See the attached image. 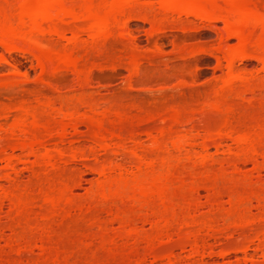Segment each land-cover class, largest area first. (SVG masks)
<instances>
[{"label": "rangeland", "instance_id": "374dc122", "mask_svg": "<svg viewBox=\"0 0 264 264\" xmlns=\"http://www.w3.org/2000/svg\"><path fill=\"white\" fill-rule=\"evenodd\" d=\"M20 1L23 0H0V10L13 9ZM64 1L70 2L72 0H64ZM145 1L152 5L153 7L152 12H156L155 14L154 13L152 14L155 15L154 16L155 18L159 14V11L157 14L159 0H145ZM261 1L264 0H260V2ZM141 2L143 3V1ZM140 3L137 5L138 7H136L131 11L132 12L131 15H133L132 16L133 18L128 23L129 33L127 32L128 35H125L124 38L125 40L123 38L120 40L119 38L117 41L115 39H113L114 41H111L112 40L111 39L108 41L109 43L106 42V45L104 44L100 46L101 48L99 49L96 47L97 48L96 49L94 47L88 46L89 45L88 43H85L86 41H88L87 35L85 36V33H81V35H79L80 36L79 41L76 42V48H74V50L72 51L71 48L73 45L72 43H69L70 42L69 39L71 37L69 31L65 32L64 35L65 37H62L65 39H59L60 37L58 38L56 35L53 36L51 35L48 37L46 36V38L44 37L42 39V41L45 44H48L50 47L52 46L53 49L55 48L54 50L61 51L63 49L67 50L68 48H70L69 50H71L74 55L79 56L78 57L79 59L76 61L75 70L74 69L72 70V68H61V70H59L58 72H50V71L43 72L42 70H40L36 61L29 55L13 53L11 57H1L2 55L4 56L6 53L3 52L4 50L0 47V109L4 107V105L10 104V102L13 101L17 102L18 99L24 102L27 101L26 103H29L28 105L31 107L33 104H36L35 103L36 101L34 100L37 97V94L38 96L40 94L39 98L44 99L43 101H45L46 97L51 99L54 98V100L56 99L55 100L56 103H53V105H55L56 107L54 108L58 110L61 108L62 112L64 113L65 109L62 105L65 104L66 110L70 111L68 109L71 108H67V106H69L68 103H70V101L77 103L76 101L81 100L80 96H82V98L84 97L82 100H86V102H84L83 104L87 103L88 102L87 100L89 99H90L89 102H92L90 103V105L93 108L91 109L94 111V114L93 112L89 113V111L88 114L94 115L92 116L94 118L101 117L99 116V114H101V112L99 113V111L101 108L104 107H108V108L113 107L114 110L116 109L114 107H117L118 111L122 110L125 116L122 117V115L118 114L119 113L118 112L117 114L121 115L120 116L121 120L119 121L117 120L118 123L113 122V119H116V116L114 115V118H112L113 116H110L112 115L111 114L112 111H110L109 114L110 122H107L106 128L107 129L112 128L115 130L120 128L119 132L123 133L124 135L126 133L128 134V132L129 134L131 133L132 135L134 131L133 134L135 135L136 133L135 136H137L136 138H138L139 141L138 144L142 145V147L141 145L139 146V148L140 147L142 148V149L140 148L142 151L148 148L146 147V144L151 143V141L149 142L148 137L151 138V136H154L152 135L155 133L154 130L164 125L163 124L164 120L168 118V113L170 112V109L173 110L174 107H176V109L177 107L178 108L182 107L181 109L185 108L186 110L185 109L184 110L186 112L188 111L187 112L188 114L186 113L187 115L186 117H190L191 119L189 118L188 122L185 123L186 125L184 123L180 125H176L175 129L179 130L180 132L176 130L179 133L183 132L185 130V128L183 127H186V129H188L187 126L189 124V121L191 120L192 122L190 123H192L193 126L192 134L194 133L195 136L197 135L196 140L194 139L196 143L194 142L195 146L193 148L195 151H197L198 147L196 144L198 142L199 143L201 142L200 137L203 136L202 134H205L204 132L206 131L204 127H208V128L214 127L217 124L219 126V123L223 121L221 120L222 119L221 117L223 116L222 114L220 115V113L217 114L216 112H214L216 113L214 114L213 111L211 110L209 112L207 110V107H206L207 111L206 110L204 112L203 111L198 112V111L200 110L199 108L205 107L206 103H208L209 101L212 102L214 100L215 98L214 90H216V87H218L221 84L222 77L223 78L226 77V73L224 72L226 70L225 65H227V63L226 60H224L225 58H223L226 57L224 56L226 55L225 51L226 50H227L226 52H228L229 50L234 51L237 41L235 40V38L232 37L231 38L228 37L226 40L225 38L226 35L225 32L223 31V24L217 20L207 22V21L194 19V17L191 16H184V15H180V16L171 15L172 17L166 15L168 17H166L165 19H161L162 20L161 21L159 19L160 18L159 16L161 14H159L158 16L159 18L157 19V22L159 27L163 29L162 30L163 32L160 31L161 33L160 32L155 33V24H152L151 22L152 20L151 18L153 16L151 17V12L150 11L148 12L149 4L147 3V5H144V7L146 8L145 10H147L148 8V10L145 11L143 9L144 7L142 3L141 5ZM261 3L263 4V2ZM263 6H260V4L258 5V7H260V10H262ZM262 11L264 12V10ZM149 16L151 18H148ZM152 21L155 22V20ZM149 22L152 24V27ZM132 40L134 42V45L132 44L133 43ZM156 46L159 49V51L158 49L155 50ZM73 47H75V45ZM249 51H247V53ZM130 52L132 54L136 52L134 54V56L136 55V58L137 56H139L138 60L135 57H133L135 58L136 61L140 60L139 62H137L139 64L138 66L140 70L138 75H135L132 72L129 73L128 70L131 71V69H127L128 68L127 65L124 68L125 64L123 63L124 62L126 63L127 62L126 60L129 59L128 57H130L131 54L129 56L128 54ZM255 52H250V53L252 55H255ZM248 55H249L248 58H244V60L241 59V61L236 60L237 57L234 58L235 59L233 60L234 69H236L235 70L236 72L242 73V75L244 74V76L246 75L247 78L250 77L252 83L254 82L258 84L260 82L262 83L260 79L262 78L263 80L264 78V61L261 59V57H259L258 59L260 60L258 62V60L250 58L249 53ZM3 58L6 59L7 61L6 63L2 61ZM130 59L134 60L132 59V57ZM13 67L17 68V70L19 71L18 75L11 74L13 72L12 71ZM89 70L90 72H88ZM242 75L240 76V79H242L241 78ZM240 79H237L236 82L238 86H242L243 83V82L241 83V81L243 80L240 81ZM257 79H259L260 82ZM238 80L240 82H238ZM246 80H245V84L247 85L249 83L248 82L249 79L248 81ZM237 84H235V86ZM262 84H260L261 85L260 88H262V89L259 88L260 90L258 88L253 89L251 87L250 90L252 89V92L250 93H247L246 90H244L245 86L244 87L242 86L243 87L242 90H241L242 87L241 88L238 87L240 88L238 90L246 92V93L242 92V96L239 95L240 92L237 94L235 93V95H239L240 97L239 96L232 97L230 94L229 95L231 97L227 96V98L229 99L227 100V102L229 103V101H231L232 102L231 105H234L236 107V108L233 107L236 110L234 113L232 112L233 118L231 119L228 118V119L230 120L236 119L238 121V127L239 126L243 127V130L245 126H247V128L249 129L251 125L254 126V124L256 123L261 125L264 124V86ZM178 86L181 87L179 88ZM232 86H234V84H232ZM232 88L235 89L236 87H232ZM40 90L42 91L41 92L42 95L40 93ZM72 98L73 100H71ZM58 100L59 102H57ZM62 101H64V103ZM41 102L42 101H40V103ZM88 103L84 105V107H86ZM83 104H79V105H83ZM37 105H40L39 102L38 104H36V106ZM74 105L76 106V104ZM135 106L138 108L136 109ZM84 107L80 106L78 108L76 107V109L79 110V113L80 112L84 113V111L86 113L87 112L86 108L88 106L86 108ZM139 107H141L140 110H138ZM81 108H84V110ZM91 109H89L90 112L92 111ZM137 110L140 113H137ZM141 110H144L146 112V113L144 112L145 117H144V113L141 114L142 113ZM152 110L155 111L156 114H158L159 116L157 115L151 121L145 120L149 112L155 114ZM233 110L234 109H232V111ZM14 112L12 113L7 112L6 113L7 115L3 117V120L2 117L0 118V128H1L0 139H2L4 135L5 136L7 135L6 140L5 139L2 140L7 141L8 143H10L12 139H13V143H16L17 138L20 135L19 136L17 135L16 137L14 133L16 134L21 133V132H17L16 130H15L16 132L13 131L12 133V131L8 129V127L12 125L13 118L16 114V112L15 114H13ZM59 114L60 113H57V115ZM113 114H116V112ZM170 114L171 113H169V115ZM232 114L230 113L228 117L231 116ZM42 115L44 114L42 113ZM57 115H54V118L52 119H50V117L48 118L49 115H46V117L50 120L51 123H53V121L55 122L57 118L61 117ZM63 115H65V113ZM52 116L53 115H51V117ZM46 117L44 116L43 118ZM141 118H143V120L147 122H144ZM47 120L44 119L43 121H47ZM107 120L108 119H106V121ZM7 122L9 123L7 124ZM56 123H58V121ZM242 123L244 126L242 125ZM84 124H79L76 132L72 131L70 127H66L64 133L65 136L64 135L62 136L64 138L59 139L58 137L57 139V137L54 136L58 140L56 141V143L55 141L53 142L52 140L53 137H51L52 141L50 140V138H48L49 135L51 136V134L48 133L49 135L48 134L46 135L45 133L44 142L47 141V143H44V145L46 144L44 148L46 150L49 149L52 150L53 148L55 149L56 147H58L61 148L65 153L64 156L62 155L57 158L58 160L56 159L55 163L57 165L59 164L57 166L58 169L54 167V169L50 171L49 169L51 167L46 168L44 166L45 169H47L44 170L43 165H39L38 168H36L37 166L36 167L33 166V163L35 161L33 156H28L29 158L26 157L27 158L26 159L17 150L11 152L9 151L15 156L21 155V160L17 161L19 163L16 162L17 163L16 171H18L17 172L18 175L16 176V180L14 179L13 181L14 183H13L12 182L13 179L8 181L3 180L4 175H2V173L5 174L8 173V171L4 167L5 164L2 157H0V190L5 188L10 189L11 185L17 183L18 185L19 184L21 185V186L17 185L18 187H23L25 189L27 188V190H25L27 191L26 193L31 192L29 196L27 195L29 201L28 202L29 209L27 212L28 215L26 213V215L23 216L25 217V220L23 218H20L21 220L19 221L21 224L17 226L13 225L14 227H16L14 229L19 232L20 229L23 230V227L24 228L27 227L26 229H24L25 232L24 234H27L28 232H33L34 236L32 235V233L31 235L34 238L36 237V235H39L40 233L42 234L43 231L44 232L46 231L48 232L47 234L49 235L50 240H43L44 242H42V245L46 246L47 248H50L51 250L56 248L58 251H60L58 252V255L56 254L57 258H54V256L53 257L50 256L51 258L47 262L45 261L44 262L45 264H250L249 258L251 256L254 257V260H256L258 264L259 263L261 264L264 261V254L261 256L260 253H257L258 251L255 252L254 250H252L253 249L252 245H251L252 247L250 246V248L246 252L240 251V248L246 245L249 239H251L255 234L254 232V230L256 229L255 226L252 227V229L250 226L248 229L247 224L252 225L253 222L256 224L255 221H258L256 220L257 217H259L261 215V212L264 210L262 208L264 207L263 206L264 200L262 202V199L259 198L263 196L262 193L264 194V192L260 190L261 189L260 187H258L259 184V186H263L264 188V170L258 171L257 169H255V165L253 163L250 164V162L242 164L240 166L239 172L235 171V169L233 170V167L229 163L227 164L226 162L230 158H232V156L233 157L235 156L233 154H236L237 152L235 150L238 151L239 148L235 144L233 145V143L230 140L228 139L224 140L222 145L218 149H215L214 147L209 148L208 155L211 158L213 157V159L210 160L211 162L210 161L209 162L212 164L207 162L206 164L203 165L204 168L200 167L202 165L199 159L187 160L185 158L186 159L185 160L184 153L181 154L178 153L181 156L180 157L176 152L172 151L173 153H171V156L169 157V159H171L172 157L174 158V159L172 158L174 161L172 159H171L172 161L169 160L171 162L170 169L172 168L171 169L172 174L170 175V170H169V173L166 176L168 180H166L165 183L166 184L165 186L167 187H165L166 190L164 191L165 194L163 195L164 199H162V197L161 198L153 197L151 200H149V202H147L148 204L147 207L149 208L147 209L146 206L145 208H142V206H139L140 204L134 202L131 198H129L130 195L128 194L130 193L125 194L124 196L126 197H123L121 199L117 198V200L115 199V201L112 199V202L106 201L103 203H101V201H99L97 198L92 196V193L90 192L92 191V189H96V184L98 183L97 181L101 179L97 174L98 172L97 173L95 172L97 164L99 167L100 166L99 164L102 163L106 158L109 160L108 158L109 156L114 164L115 162L118 163L119 160L120 162H122L123 159L119 156H114V155H113L114 157L111 156L112 153L109 151L106 152L109 155L106 154L104 155L103 150L100 149H98L100 150L98 152L100 153L102 151L103 152V153L101 152L102 154L101 153L99 154L97 152L98 154L97 155L95 153L96 151L93 153L90 152L89 146L90 145L92 146L93 143H91L92 141L89 140H91L92 138L91 136H89L90 132H88V127L86 128V126L88 125L85 126ZM234 125L236 126L237 124ZM53 126H55L56 128V125L54 123ZM145 126L146 128L149 127L150 130L145 129ZM190 126L191 124H189L188 127ZM180 127L181 129H179ZM258 127L257 128L253 127V129H258ZM140 128L143 129L140 130ZM152 128H154V130ZM217 128L215 127V130ZM51 129L53 131V128ZM58 129L59 128L57 127V130ZM203 129L205 131H202ZM253 129H251V131H253ZM135 130L138 132L142 131L143 133L141 132L142 134L141 133L138 134ZM146 130L147 131L149 130L148 132L151 133L150 134L151 136H149V133L144 135V132L145 133L147 132ZM52 131L49 132L52 133ZM53 135H55V133H53ZM72 135H74L75 137ZM128 135L126 137L129 138V136L131 135L129 136ZM19 138L21 139L22 137ZM72 138L75 140L77 138L78 139L76 142L75 140L73 142ZM128 140L126 139L124 142L125 145L128 144L127 147L131 146ZM54 143L56 144V147ZM144 145L146 148L144 147ZM82 147L84 149L83 150L84 155L87 154L85 156L86 158H84L83 156L82 157L79 156L78 158V154H76L74 159L73 157H70L71 158L70 159L69 158V156H71L70 153L69 155L68 153L66 154L67 150H68L67 152H70L72 151L71 149L74 150L79 148L82 149ZM44 148H42V150ZM64 148H66L65 149L66 151L64 150ZM261 148L263 149V147ZM215 150L218 152H216ZM232 152H236V153H232ZM103 156H105L106 158H103ZM115 157L117 159H115ZM219 158H221L225 162H223ZM235 158L236 156L233 159ZM125 161L126 160H124V162ZM257 161L259 163L262 161V159L257 158ZM124 162L122 163L124 164L125 169H127L126 170L127 174L133 173L134 172L133 170H135L133 166L134 164L129 162L127 165V163L125 162L126 163L125 164ZM208 163L210 164L209 165L210 167H208ZM218 163H220L221 166ZM30 167H34L39 173L38 174L36 173L35 175L34 173L30 172L29 171V169H31ZM230 167H232V169ZM202 168L206 170L204 171ZM252 168L256 170V172L258 171V173L252 171L253 170ZM48 170L50 172L47 173ZM241 175L243 176L242 179L240 178ZM245 175L246 178L248 179V182L245 178ZM252 175L254 177H251ZM11 177H13L12 174ZM17 180L19 183L17 182ZM65 182H67L68 185L70 184V187H72L73 185V188H71V191L69 190V192L71 196L70 198L72 199L71 202H73L72 204L75 205L73 206L67 205L66 208L62 206L64 211L62 210V212L60 211L56 213L57 215L53 214L54 216L53 218L51 217L50 219L49 216L48 218H45L47 219V221L42 222V220L45 219L42 220L39 219L40 217L42 218V215L40 216L38 214L44 213L46 215V212H48L47 211L48 207L51 210V206L46 204V202L43 200V197H41L42 193L49 192L51 191L50 188L59 187L58 185H62L63 183H64L63 186L65 184L67 185V183ZM211 182L213 184L210 185L214 186V189L217 191V193L220 194V196H215L216 193L214 195L215 190L213 188L212 190L214 191L211 192V194L210 191L212 190H206L207 187H204L205 189L203 187H202L203 189L200 188L201 187L200 184H202V186L204 184L209 185V183ZM255 184L257 186V191L256 188L253 189ZM191 185L194 187L195 190L197 188V187L195 188L196 185L200 187L198 191L190 190V188L192 189ZM62 188L59 187V189ZM248 188H249V192L256 191L257 195L260 192L261 195H258L256 197H258L261 201L256 199H252V200L250 199V202L248 201L249 204H247L244 207L243 206L239 207L241 204L240 205L238 204L239 205L238 208L233 207L231 200H234L235 198H237V196L241 197L242 193L244 195V192L249 193ZM45 189L47 190L46 192ZM56 190H58V188H56ZM204 190H206L207 192ZM258 190L260 191L258 192ZM92 192L94 194V190ZM212 194L214 195V197H218V200L215 199L212 196ZM252 194L255 193L252 192ZM207 196L208 199L209 198L211 199L212 196L215 199L216 204L212 202H208L210 200L207 199ZM253 198H255V196ZM96 199L98 203L96 202ZM197 200L198 202H194ZM234 206L237 207V205L235 204ZM151 208L154 210L152 211V213L156 212L155 213L156 217L154 214H153L154 216L152 214L150 215V211L152 210ZM190 208L193 210H188ZM12 210L13 209L11 208V205L7 201H4L0 209V225H1L0 251H2L0 252V257L3 260L1 264H35L36 260L42 259L41 258L42 254L40 253L39 249H37V247L39 248L41 245L39 240H37L38 236L35 239L32 238L33 241L32 239H30L29 243L33 249V253L28 255L26 258L23 257L21 259L22 260L21 263L18 262L17 256L12 254L10 251L8 253L7 243L11 239L13 233L12 230L14 231L13 228L10 229L12 227V226L10 227V225L13 224L11 223L12 221H10L12 220L11 219L12 214H14L11 213L13 212ZM186 210L187 212L189 211L190 214L186 213ZM114 211L117 214H119V212L121 211L125 213L127 216L121 212L123 215L121 217L125 218V220L126 217H129L131 219L130 222L132 224H129L127 222L129 225L125 224L126 225L125 226L123 225V222L120 220L122 222V225L124 226L123 227L121 223L118 222L119 218L118 220L116 218L118 215L116 214L117 216L116 215H115L116 217L114 216L113 214ZM241 212H243L244 218H242L243 216L239 215L241 216L240 218L250 223L244 222L242 220L241 221L239 220L240 222H237L239 219L238 214H240ZM171 213L175 214L174 215L175 221L173 222V226L170 227L171 230L169 229L168 234H166L167 232H165V234L162 233V235H158L159 237L156 236L154 234L155 231L153 229L155 228L154 224L156 225L161 224L162 222L159 221L161 216L163 214H166V216L168 217V214ZM193 214L195 215L194 217ZM187 215L188 217L192 215L194 219L193 220L190 219L191 217L188 218ZM38 216L40 217L38 218ZM113 216L115 218H113ZM129 218L127 219V221L129 220ZM162 218L164 217L162 216ZM207 218L214 219L213 222L215 223L213 224L215 226H213V228H217V230L215 229L216 232L215 231L211 232L212 230L207 231L208 229L206 228H205L206 230L205 229L198 230L199 235L198 234L197 235L199 237L198 236L197 237H198L199 246L197 251L195 249L193 251L192 250L193 248H191L190 243L188 242V240L191 239L188 232L189 231L196 232L198 227L200 228L199 222L201 224V221ZM251 220H253L252 223ZM21 221H23V223ZM234 221L235 224L236 222L240 223L237 224V226L242 225V223H245L246 225H244L243 227L241 226L240 228L246 227V229H240L237 226L234 227L235 226ZM184 222L187 225L186 224L184 225ZM260 225L261 222L258 223L259 227ZM101 227H103V231H104L102 234H100ZM261 228L262 227H260V229ZM27 230H31V231H27ZM183 231L189 235V237L187 236L189 238V239L187 238L188 240H185L184 237L185 233L181 234V232ZM46 232L44 234H46ZM146 237H149L147 238L149 240L145 239ZM151 238L154 240H152ZM149 241H151V243ZM146 242L147 243L149 242L148 247H147L148 244ZM161 254L163 255L160 257L157 256ZM154 256H157L159 259ZM41 263L43 264V262Z\"/></svg>", "mask_w": 264, "mask_h": 264}, {"label": "bare ground", "instance_id": "6f19581e", "mask_svg": "<svg viewBox=\"0 0 264 264\" xmlns=\"http://www.w3.org/2000/svg\"><path fill=\"white\" fill-rule=\"evenodd\" d=\"M141 1H143V3ZM141 1H139V0H72L70 2L69 1L66 2L64 0H23V1H20L16 5V7L13 9L0 10V47L4 50L3 52L6 53L4 56L2 55L1 57H11V55L13 53H20L22 55H29L30 57H32L36 61L40 70H42L43 72H49V71L50 72H58L59 70H61V68H72V70L73 69L75 70L76 69V61L79 59L78 58L79 56L74 55L72 53V51L74 50V48H76V42L79 41V39H80L79 35H81V33H85V36L87 35L88 41H86V42L84 41V42L88 43L89 44L88 46L94 47V48L97 47L98 49L101 48L100 46H102L104 44L106 45V42H108L111 39H112L111 41H114L113 39H115L117 41L119 38H120V40L122 38L124 39L125 35H128L127 34L128 23L133 18L132 17L133 15H131V13H132L131 11L133 9H135L136 7H138L137 5L140 2L142 3L143 7H144V5H147V3H148L145 0H141ZM256 1H257V3H256ZM144 2H146V3H144ZM259 2H260V0H159L157 14L159 11V14H161L162 16L161 15L159 16V14H158L156 16L157 18L156 17L154 18L155 15H152L153 13L155 14L156 12H152L153 7L151 4L148 3L149 4L148 5L149 10H148V8H147V10H148V12L149 11L151 12V17L153 16L152 18L150 16L148 18H151L152 20H155V22H156L155 23L154 21L151 20L152 24H155V33H159L160 31L163 30L159 27L158 22H157V19L159 17H160L159 19L161 20V19H165L166 17H168L166 15H169L170 17H172L171 15H176V16L184 15V16H191V17H194V19L207 21V22L217 20L223 24V31L225 32L226 40L228 37L229 38L232 37V38H235V40L237 41L234 51L229 50L228 52H226L227 51L226 50L225 51L226 55L223 54L224 56H226L223 58H225L224 60H226V63H227V65H225L226 70L224 72V73H226V77H224V78L222 77L221 84L218 87H216V90H214L215 91V94H214L215 98L213 97L214 100L212 99L213 100L212 102L209 101L208 102L209 104L206 103L205 104L206 106L203 108H199L200 110L198 111V112H201V111L204 112L206 110V107H207V110L209 112L211 110V111H213V113L216 112L217 114H219V113H220V115L222 114L223 116L221 117L222 118L221 120H223V121H221V123H219V126H218V124L214 127H209V128L204 127L206 125L203 126L206 131L204 129L202 130V131H205L204 132L205 134H202L203 136L200 137L201 142L200 143L198 142L199 144L198 143L196 144L198 147L197 151H195L193 148L195 146V143H196L195 140H196L197 135L195 136L194 133L192 134L193 126H192V123H190L192 121L191 120L189 121V124H191V126L188 127L189 126V124H188V126H187L188 129H186V127H183V128H185V130L183 129L184 131L182 130L183 132H181V133H179L180 132L179 130L175 129L176 125H180L183 123L185 124L186 122H188V120L190 118V117H186L187 116L186 113L188 111L186 112L185 108L181 109L182 107H179V108L177 107V109H176V107H174L175 108L174 109L172 107L173 110L170 109L169 113H171V114L169 115V113H168V118H166V120H164V123H163L164 125L160 126L158 129H155L157 131H155L154 128H152L155 132V133L153 132L154 134H152L154 136H151L150 135L151 133L148 132L150 130V128L149 127L146 128V126H145V129H149V130L148 131L146 130L147 132L146 133L144 132V135L149 133V136H151V138L150 137H148V138H149V142L151 141V143L146 144V147H148V148H146L144 145V147L146 149H144V147H143L144 150L141 151L142 145L138 144L139 141H138V138H136L137 136H135L136 133H135V135L133 134L134 131H133L132 135H131V133L129 134V132H128V134L131 136H129L126 133L129 136V138H128V137H126L127 136L126 134L124 135L123 133L119 132L120 128H118L119 130L117 129L118 131L115 129H112V128L111 129L106 128L107 122H110L109 121L110 111H112L111 112L112 115H110V116H113L112 118H114V115L116 116V119H113V122L118 123V121L121 120L120 116L121 115H122V117L125 116L123 114L122 110L118 111L117 107H114V108H116L115 110L113 109V107L101 108L99 111V113L101 112V114H99V116H101V117L100 118H94V117H92L94 115L88 114V111H89V113L93 112V114H94V111L92 110L93 108L90 105V103H92V102H89L90 99L87 100L89 102V103L87 102L88 103L87 106L88 107L90 106V107L88 108L86 106L87 107L86 108V107H84V105H86L87 103L83 104L84 102H86V100H82L84 97L82 98V96H80L81 100H77V101L75 100L78 104L73 102V101H70V103L67 102L69 106H67V104H66V106H67V108H71V109H68L70 111L66 110L65 104L62 105L65 109V112H64L65 115H63L64 113L62 112L61 108L59 109L60 110L59 111L58 109H55L56 107H55V105H53V103H56V101H55L56 99L54 100V98L51 99V98H47L45 96L46 97L45 101H43L44 99L39 98L40 94H39V96L37 94V97H36L37 99L35 98L34 101H36L35 102L36 104H38V102H39L40 105H37L38 107L40 106L39 109L36 106V104H33V105L31 104L33 107L32 106L30 107L28 105L29 103H26L27 102L26 100H25L26 102H24L22 100L20 101V99H18V101H20V102H18L17 100H16L17 102H14V101L10 102V104L4 105V107H2L0 109V118L2 117V120H3V117L5 115H7L6 114L7 112H10V113H12L14 111L16 112V114H15V112L13 113V114H15V116L12 114L14 116L13 122H12V125L10 127H8V129H10L12 131V133H13V131L14 132L17 131V132L22 133V134L21 133L20 134L14 133V135H16V137H17V135L18 136L20 135L19 137H22L21 139L18 137L16 143H13V139H12V141H10V143L2 140V139L6 140L7 135L6 136L4 135L3 136L4 138L2 137V139H0V157H2L4 164H5L4 167L8 171V173H5V172H4L5 174L2 173V175H4L3 180L8 181V180L13 179L12 182L14 181V179L16 180V176L18 175V173H17L18 171H16V169H17L16 164L19 163L17 161L21 160V155L25 158L28 156H33L35 159L33 166H35V167L37 166L36 168H38L39 165H43V167L45 166L46 168L51 167L52 169L48 168L50 171L53 170L54 167H56L58 169L57 166L59 164L57 165L55 163L56 159L62 155L64 156V154H65L61 148L56 147L55 143H56V141H58L57 140L58 137H59V139L64 138L62 136L63 135L65 136L64 133H65L66 127H70L72 131L76 132L78 125L84 124V123H85L84 124L85 126L88 125V126H86V128L88 127V132H90L89 136H91V138H92L91 140H89V141H92L91 143H93L92 146L91 145L89 146L90 152L93 153L96 151L95 153L97 154L98 151L103 150L104 155L105 154L109 155L106 153L107 151H109L112 153L111 156L114 155V156L121 157L123 159L122 162H124V160H126L125 162L127 163V165L129 162L134 164L133 165L134 169H135V170H133L134 172L132 171L133 173L127 174V171H126L127 169H125L124 164L122 162H120V160H119V162L121 164L119 162L118 163L115 162V164H114L111 161L112 159L110 158V156L109 157L107 156L109 158V160L105 156H103V158H106L108 161L105 159L104 160L105 162L103 161L102 163H100L99 167L97 164L96 170L94 169L96 173L98 172L97 174L99 175V177L101 179L99 181H97L98 183L96 184V189H92V191L94 190V194L92 191L90 192V193H92V196L97 198L99 201H101V203L106 202V201L112 202V199L114 201H115V199L117 200V198L121 199L123 197H126V196H124L125 194L130 193V194H128V195H130V197L129 196H127V197L131 198L134 202L140 204L139 206H142V208H145V206H146V208L149 209L147 207V205H148L147 202H149V200H151L153 197H158V198L162 197V199H164L163 195L165 194V192H164L166 190L165 187H167V186H165L166 185L165 183H166V180H168L166 176L169 173V170H170V175L172 174L171 173L172 168L170 169V167H171L170 161H172L174 158L172 157L173 158V159L171 158L172 160L169 159V157L171 156V153H173V152H176L177 154L178 153L179 154L184 153V159L186 158L187 160L199 159L201 162V165H202L200 167L204 168L203 165L213 159V157L211 158L208 155L209 148L214 147L215 149H218L222 145L223 141L227 140V139L230 140L233 143V145L235 144L239 148L238 151L235 150L237 153L232 152V153H236V154H233L236 156V158L233 159L235 156L234 157L232 156V158H230L226 162L227 164L229 163L233 167V170L235 169V171L239 172L240 166L244 163H247V162L248 163L250 162V164L253 163L255 165V169H257L258 171L264 170V151H263L264 150V144H263L264 143V127H263L264 124L261 125V124L256 123L257 125L256 124H254V126L251 125L252 127L250 126L249 129L247 128V126H245L246 128L244 127V130H243V127H241V126L238 127V121L235 118H234L235 120H230L231 118H233L232 112L234 113L236 111L235 110L236 107L234 105H231L232 104L231 101H229V103L227 102V100H229L227 98V96H230V95L232 97H238L239 95L242 96V92L243 93L245 92V91H241L244 86H245L244 90H246L247 93H250V92H252V89L250 90L251 87L253 89H255V88L259 89L261 86L260 84L264 83V78H263V80H262V78L260 79L262 81V83L259 81V79H257L260 82L259 84L256 82L252 83V80L250 77L247 78L246 75L244 76V74L242 75V73L236 72L235 71L236 69H234V65H233V62H234L233 60H235L234 58L237 57L236 60H240V61H241V59L244 60V58L249 57L248 53L250 54V58L256 59V60H258V62L260 60V59H258L259 57H261V59L264 61V12L262 11V10H264V8H263L264 7L263 6L264 1H261V2H263V4L261 2L260 3ZM141 3H140V5H141ZM259 4H260V6H263L262 10H260V7H258ZM143 9L145 10L146 8L144 7ZM147 10H145V11H147ZM152 24H151V27H152ZM66 31H69V33L71 34V37L69 39L70 40L69 43H72L73 46L75 45V47L72 46V48H73V49L71 48L72 51L69 50L70 48H68L67 50L63 49L61 51L54 50L55 48L53 49L52 46L50 47L48 44H45L42 41V39L44 37L46 38V36L48 37L51 35L52 36L56 35L58 38L60 37L59 39H65L62 37H65L64 35H65ZM153 31H154V29H153ZM132 42H133V40H132ZM132 44L134 45V42ZM77 45H78V43H77ZM156 49H158L157 46L155 47V50ZM254 50L259 52V53L255 52ZM158 51H159V49H158ZM247 51H249V52L247 53ZM250 52H255V55H252ZM134 54H132L130 52L128 54V56L130 55V57L126 56L129 58L128 60H126L128 63L126 62L127 63L126 64L124 62L123 64H125L124 68L127 65V67H128L127 69H131V71L128 70L129 73L132 72L133 74L138 75L140 70H139V66H138L139 64L137 62H139L140 60L136 61L135 60L136 55L134 56ZM258 54L261 56H259ZM252 56H254V57H252ZM131 57L134 60H131L130 59ZM133 57H135V58H133ZM138 57L139 56H137V58H136L137 60H138ZM2 61L4 63L7 62L5 58H3ZM12 71L13 72L11 74H17L18 75L19 71L17 70V68L13 67ZM88 72H90V70ZM240 74L242 75V77H241L242 79H240V76H241ZM243 78H245V79H243ZM237 79H240V81L243 80V81H241V83L243 82L242 83L243 87L238 86V84L236 83ZM248 79H249V81H248ZM245 80L249 82V83L247 82L248 83L247 85L245 84ZM240 81L238 80V82H240ZM232 84H234V86H232ZM235 84H237V85L235 86ZM83 85H82V87H83ZM262 85L264 86V84H262ZM253 86H255V87H253ZM232 87H236L237 89L236 88L234 89ZM238 87H240V88L242 87L241 90H238V89H240ZM260 89H262V88H260ZM234 91H236V92H234ZM41 92L42 91L40 90V93ZM235 93L236 94L239 93V95H235ZM41 95H42V93H41ZM21 99H22V97H21ZM78 99H79V97H78ZM86 99H88V98H86ZM71 100H73V98ZM40 101H42V102L40 103ZM64 101H62V102L64 103ZM57 102H59V100ZM74 104H76V106ZM79 104H83V105H79ZM80 106H83L84 108H86L87 112L85 113V111H84V113L83 112L79 113V110L76 109V107L78 108ZM233 107H235V108H233ZM84 108H81V109L84 110ZM137 108L138 107H136V109ZM89 109H91L92 111L90 112ZM111 109H113V110H111ZM136 109H135V111H136ZM140 109H141V107H139L138 110H140ZM232 109H234V110L232 111ZM138 110H137V113H140ZM55 111L57 113H60V114L57 115V113ZM141 111H142L141 114H143L145 112L144 110H141ZM52 112H54V113H52ZM115 112H116V114H113ZM153 112L155 114H153L152 112H149V114H147V116H146L147 118H145V120L151 121L154 117H156L158 115V114H156L155 111H153ZM42 113L44 115H42ZM61 113H63V114H61ZM117 113L121 114V115H118ZM145 113H144V117H145ZM216 113H214V114H216ZM230 113L232 115L228 117V115H230ZM50 114L53 116L51 117ZM8 115H9V113H8ZM46 115H49L48 118L50 117V119L54 118V115L61 116L60 118H57V120H55V122L53 121V123L56 125V128H55V126H53V123H51L50 120L46 117ZM42 116L43 117L45 116L46 118H43ZM224 116L225 117L227 116V117L225 118ZM40 117L43 120L48 119L49 123H48V120L43 121ZM228 118H230V119H228ZM10 119H12V118H10ZM106 119H108V120L106 121ZM124 119H127V118H124ZM141 119L143 120V118H141ZM142 120H140V121H142ZM145 120H143V121L147 122ZM57 121H58V123H56ZM140 121H138V122H140ZM138 122H137V124H138ZM8 123L9 122H7V124ZM130 123H131V121H130ZM7 124H6V127H7ZM57 124H58V126H57ZM145 124H147V123H145ZM194 124H196V123H194ZM234 124H237V125L235 126ZM108 125H109V123H108ZM242 125H243V123H242ZM50 126H51V128H53L54 132L52 131ZM57 127L59 128L58 129L59 131L57 130ZM194 127H195V125H194ZM215 127L216 128L218 127V128L215 130ZM253 127L254 128L258 127V129H253ZM143 128H140V130ZM196 128H197V126H196ZM179 129H181V127ZM251 129H253V131H251ZM176 130L179 132H177ZM3 131H4V129H3ZM49 131L50 132L52 131V133H50ZM130 131H132V130H130ZM143 131H145V130H143ZM136 132L138 134H140L142 131L141 132L136 131ZM45 133H46V135L48 133L51 134V136L48 134L49 135L48 138H50V140H51L52 139L51 137H53L52 140H53V142L55 141L54 145L56 148L55 149L53 148L52 150L49 149L51 151L46 150L44 148L46 145V144L44 145V143H47V141L44 142ZM53 133H55V135H53ZM54 136H56L57 139ZM72 136H74V135H72ZM77 139L76 140L73 139V142H74V140L76 142ZM126 139L127 140L129 139L128 142L131 144V146L127 147V145H128L127 143H126L127 145H125L124 142ZM70 142H72V141H70ZM140 145H141V147H140L141 149L139 148ZM261 147H263V149ZM42 148H44V149L42 150ZM65 149L66 148H64V150ZM98 149H100V150H98ZM260 149H261V152H260ZM15 150L19 151L21 153V155L19 154L20 156H15L12 153H10L11 151H15ZM71 150L72 151L69 150L70 152H67L68 150L67 151L65 150L66 154L68 153V155H69V153H70L71 156H69V158L73 157V159H74L76 154H78V158H79V156L80 157L83 156L84 158H86L85 156L87 154L84 155L83 147H82V149L79 148V149H75V150L71 149ZM227 151H229V150H227ZM230 151H231V149H230ZM216 152H218V151H216ZM174 157H175V155H174ZM182 158H183V156H182ZM257 158H261L262 163L261 162L258 163L259 160L257 161ZM115 159H117V158L115 157ZM216 159H217V157H216ZM219 159H221V158H219ZM223 162H225V161H223ZM209 163H208V167H210L209 165L212 164V163H210V164ZM220 163H218V164L220 165ZM199 165H200V163H199ZM173 166H174V164H173ZM220 166H219V168H220ZM45 167L43 169L47 170V169H45ZM232 167H230V168L232 169ZM30 168L31 169H29V171L34 173L35 175H36V173L37 174L39 173V172H37V170L34 167H30ZM222 169H220V170H222ZM49 170L47 171V173L50 172ZM203 170L205 171L206 169H203ZM223 171H220V172H223ZM252 171L256 172V170H254V169ZM258 171L256 173H258ZM11 174L13 177H11ZM212 177H213V175H212ZM251 177H254V176L252 175ZM168 178H169V176H168ZM240 178L242 179L243 176L241 175ZM245 178H246V175H245ZM214 180H215V178H214ZM246 180L248 182L247 178H246ZM17 182H18V180H17ZM65 183H67V182H65ZM63 184L58 185V186L60 188H62ZM194 184H197V183H194ZM210 184L212 185L213 183L211 182V183H209V185L204 184L203 186H202V184H200L201 187L194 185L195 188L197 187L196 190L191 185L192 189L190 188V190L198 191L199 187L200 188L207 187L206 190H212V188L214 189V186H211ZM256 184L254 185L253 189L256 188V191H257ZM13 185H11L10 189L5 188V189L0 190V209H1V206L3 205L4 201H7L11 205V208L13 209L12 210L13 212H11V213H14V214H12V216H11L12 220H10V221H12L11 223H13V224L10 225V227L12 226L10 229H12V228L14 229V228H16V227H14L15 225L17 226V225L21 224L19 221V220H21L20 218H23L25 220V217H23V216L26 215V213L28 212V209H29V206H28L29 201H28L27 195L29 196L31 193V192H28L29 194L26 193L27 191H25V190H27V188L25 189L23 187H18L20 184L18 185L16 183ZM59 187H56V188H58V190H56L55 187H53L54 189L50 188L51 191H49V192H46L47 190L45 189L46 193L43 192L44 194L41 192L42 193L41 197H43V200L46 202V204L51 206V210L48 207V209L50 211L47 209L48 212H46V215L44 213L38 214L40 216L42 215V218L40 216H38V218L40 217L39 219L42 220V219L48 218L49 216H50L49 218L51 219V217L52 218L54 217L53 214L55 215L56 213H58L60 211L62 212L63 207L66 208L67 205H69V206L75 205V204H72L73 202H71L72 199L70 198L71 196H70V192H69V190L71 191V188H73V185H72V187H70V184L68 185V183H67V185L65 184L62 189H59ZM258 187H260L261 189L260 188L259 189L264 192L263 186H259V184H258ZM40 189H42V188H40ZM206 190H204V191H206ZM214 190L210 191V194ZM250 190H251V188H250ZM260 190H258V192ZM215 191H214V195L216 193L215 196H220V194L217 193V191L216 192ZM256 191L255 192L250 191L251 192L250 193L249 188H248L249 193L244 192V195L242 193L241 197L237 196V198L234 199L235 201L231 200L233 207L238 208V206L240 204L241 205L239 207H241V206L244 207L247 204H249L248 201L250 202V199L251 200L252 199L260 200L259 198H261L262 202H263L264 194L262 193L263 196L258 198L256 196L261 195V194L259 192L257 195ZM252 192L255 194H252ZM214 195L212 194L213 197H214ZM252 195H254L255 198H253L254 196H252ZM212 196H211V199L210 198L208 199V196H207V199L210 200L208 202L215 203V199L218 200V197H214L215 198L214 199ZM250 196H252V197H250ZM97 199H96V202H97ZM43 200H42V202H43ZM232 201H234L235 203ZM194 202H198V200L194 201ZM245 202H247V203H245ZM242 203H244L245 205ZM217 204H218V202H217ZM234 204L237 205V207L234 206ZM263 204H264V202H263ZM198 206H199V204H198ZM261 207H262V205H261ZM191 208L188 210H193ZM262 208L264 209V207H262ZM263 209H261V210H263ZM152 211H154V210L152 209L150 211V215L151 214L155 215L156 212L152 213ZM43 212H44V210H43ZM114 212H113V214L115 216L117 213L116 212L114 213ZM121 212H119V214H121V215L117 214L119 217L117 215H116L117 217L115 216L117 218V220L119 218L118 222L121 223V225H122V222H123V225L132 224L130 222L131 219L129 217H126L127 215L125 213L122 212L124 215H126L125 216L126 220H125V218L121 217V216H123ZM64 213H66V212H64ZM186 213L190 214V212L189 211L187 212V210H186ZM241 213L238 214L239 219L237 222H240L241 220L244 221L242 219V218H244L243 212H241ZM27 215H28V213H27ZM174 215H175L174 213H171V214H168V217H167L166 214H163L162 216L164 218H162V216H161V218L159 217L160 218L159 221L162 223L157 224V225L154 224L155 226L153 225L155 227L153 229L155 231L154 234L156 236L162 235V233L165 234V232H167L166 234H168L169 229L171 230L170 227L173 226V222L175 221ZM188 215H187V217H188ZM239 215H241L243 217L240 218L241 216H239ZM114 216H113V218H115ZM173 216H174V218H173ZM194 216L195 215L193 214V217ZM145 217H147V216H145ZM155 217H156V215H155ZM190 217H188V218H190L192 220L194 219L192 217V215H190ZM128 218H129V220L127 221ZM50 219H48V220H50ZM256 220H258V221H255L256 224L253 222L254 225L252 223L253 220H251V223L253 226L247 224L248 229L250 226H251V229H252V227L255 226V228H256L254 230L255 234L251 239H249V241L246 245H244L240 248V251L246 252L250 248V246L252 245L253 246L252 250H254L255 252L258 251L257 253H260L262 256L264 254V234H263V231H264L263 226L264 225H262V224H264V223H262V222H264V210L261 212V215L259 217H257ZM44 221H47V219L42 220V222H44ZM213 221H214V219H210V218L208 219L207 218V219L202 220L201 224L199 222L200 228L198 227L196 232H194V231H193L194 233L192 231L188 232L191 239L188 238L189 235L187 233H185L184 231L181 232V234L185 233L184 234L185 240L189 239L188 242L190 243L191 248H193L192 249L193 251H194V249L197 251L198 246H199V242H198L199 231L198 230L206 228V229H208L207 231L212 230L211 232H213V231L216 232L217 228H213V226H215L213 224L215 222H213ZM259 221L261 222V225H260V227H262L261 229L258 226V223H260ZM21 222L23 223V221H21ZM160 222H157V223H160ZM237 222L235 224V221H234V224H235L234 227H236L237 224H240ZM244 222L250 223L248 221H244ZM154 223H155V221H154ZM185 224L186 223L184 222V225ZM230 224H233V223H230ZM244 225H246V224L242 223V225H238L237 227L240 228L241 226L243 227ZM25 226H27V225H25ZM21 227H23V226H21ZM40 227H41V225H40ZM127 227H129V226H127ZM0 228H1V225H0ZM8 228H9V226H8ZM26 228L23 227V230L20 229L19 232L15 229H14V231L12 230L13 233H12L11 239L7 243L8 253L10 251L12 254L17 256L19 263L22 262L21 259L23 257L26 258L28 255L33 253V249L30 246L29 241H30V239L34 238L33 237L34 233L28 232L29 234L28 233L24 234L25 233L24 229H26ZM240 229H246V227L240 228ZM21 230H22V232H21ZM34 230H32V231H34ZM256 230H258V231H256ZM27 231H31V230H27ZM197 231H198V233H197ZM43 232H42V234L40 233L39 235L35 234L36 237L38 236L37 240H39V242L41 243L40 247L39 248L37 247V249H39L40 253L42 254V257H41L42 259L40 258L41 260H36L35 264H42L41 262H43V264H45L44 262L45 261L47 262L51 258L50 256H52V257L54 256V258H57L56 256L58 255V252H60L56 248L51 250L50 248H47L46 246L42 245V242H44L43 240H50L49 239L50 237L47 234L48 232L45 231L46 234H44L45 232L44 233ZM100 232H101L100 234H102L104 232L103 227L100 228ZM31 233L33 236L31 235ZM29 235H30V237H29ZM147 238H149V237H146L145 239H147ZM0 239H1V229H0ZM156 239H157V237H156ZM147 240H149V239H147ZM152 240H154V239H152ZM32 241H33V239H32ZM149 242L151 243V241H149ZM148 246H149V244L147 245V247ZM0 252H2V251H0ZM132 252H131V254H132ZM158 253H160V252H158ZM162 255L163 254L157 255V256L160 257ZM157 256H154V257L158 258ZM2 261L3 260L0 257V264L2 263ZM249 261H250V264H258V262L256 260H254L253 256H251L249 258ZM261 264H264V261Z\"/></svg>", "mask_w": 264, "mask_h": 264}]
</instances>
